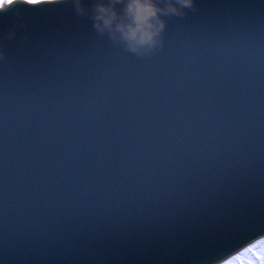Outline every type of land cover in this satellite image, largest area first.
Masks as SVG:
<instances>
[{
    "label": "water",
    "instance_id": "1",
    "mask_svg": "<svg viewBox=\"0 0 264 264\" xmlns=\"http://www.w3.org/2000/svg\"><path fill=\"white\" fill-rule=\"evenodd\" d=\"M184 12L144 56L70 2L0 12V264H216L264 238V0Z\"/></svg>",
    "mask_w": 264,
    "mask_h": 264
},
{
    "label": "clouds",
    "instance_id": "2",
    "mask_svg": "<svg viewBox=\"0 0 264 264\" xmlns=\"http://www.w3.org/2000/svg\"><path fill=\"white\" fill-rule=\"evenodd\" d=\"M13 0H0V12L8 10ZM70 2L76 15H89L100 34L139 56L162 46L166 22L162 17L183 16L194 9L196 0H14L16 4H64ZM251 253V254H249ZM216 264H264V239L245 252Z\"/></svg>",
    "mask_w": 264,
    "mask_h": 264
},
{
    "label": "rangeland",
    "instance_id": "3",
    "mask_svg": "<svg viewBox=\"0 0 264 264\" xmlns=\"http://www.w3.org/2000/svg\"><path fill=\"white\" fill-rule=\"evenodd\" d=\"M264 239V238H263ZM262 240V239H261ZM257 242H255V243H253V244H251L250 246H248L247 248H245V249H243L242 251H240L239 253H237L236 255H239V254H241V253H243V252H245L246 250H248V249H250V248H252L255 244H256ZM249 254H251V253H249ZM235 256V255H234Z\"/></svg>",
    "mask_w": 264,
    "mask_h": 264
},
{
    "label": "snow or ice",
    "instance_id": "4",
    "mask_svg": "<svg viewBox=\"0 0 264 264\" xmlns=\"http://www.w3.org/2000/svg\"><path fill=\"white\" fill-rule=\"evenodd\" d=\"M13 4H14V0H13V2L12 3H9V7H12L13 6ZM37 5H39V4H30L29 6H37Z\"/></svg>",
    "mask_w": 264,
    "mask_h": 264
}]
</instances>
